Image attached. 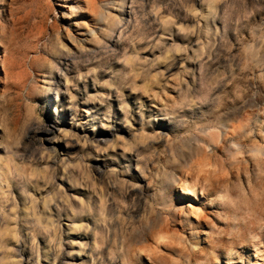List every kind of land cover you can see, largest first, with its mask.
Listing matches in <instances>:
<instances>
[{"label": "clouds", "instance_id": "9594fccd", "mask_svg": "<svg viewBox=\"0 0 264 264\" xmlns=\"http://www.w3.org/2000/svg\"><path fill=\"white\" fill-rule=\"evenodd\" d=\"M84 4L87 33L57 0L27 33L0 18V264H69L60 209L89 218L78 264H264V0ZM48 97L103 107L109 135Z\"/></svg>", "mask_w": 264, "mask_h": 264}, {"label": "rangeland", "instance_id": "374dc122", "mask_svg": "<svg viewBox=\"0 0 264 264\" xmlns=\"http://www.w3.org/2000/svg\"><path fill=\"white\" fill-rule=\"evenodd\" d=\"M31 2L32 0H0V18L7 22L13 34L16 32L27 33L32 31L33 26L31 18L33 15V9L31 7ZM57 2L67 5L66 7H62L61 11L67 13L70 18H63L62 24L68 27L74 34L87 33L86 28L82 26L77 27V24L80 21H86L89 25L95 24L93 16L89 11H78L76 9L77 4H79L81 8H87V5L84 4V0H57ZM43 27V25L39 26L40 29H43ZM80 38L85 39V37ZM85 46L94 47L87 43ZM23 75V72H17L16 78L23 79ZM70 89L71 86L65 81L64 91L69 94V101L72 100ZM102 91L103 90H101V93ZM46 103L48 105L47 119L50 122H56L58 126L69 129L73 132H87L89 135H94L98 138L109 135L107 131L99 128L95 132L92 131V129L97 127L101 121L108 119L103 107H99L96 104H86L84 106L86 111L81 118V109L78 105L69 103L68 107L71 111H66L64 109L56 108V101L53 97H48V102L46 101ZM61 103H63V100ZM119 120L120 114L117 112L114 122H116L119 131L124 133L125 129L119 126ZM80 125H83V127ZM59 147L63 149L64 145H59ZM204 167L206 168L208 165L205 163ZM220 176L227 177L228 173L226 171H221ZM61 183H63V181H61ZM65 194L85 196L87 193L82 188L66 186ZM177 199L183 200L184 197L177 194ZM193 211L195 210L193 209ZM54 213L55 219L59 225L58 235L65 243V260H67L69 264H78L80 260V256L78 255L80 252L79 243L89 239L87 234L81 229L80 225L88 223L89 218L86 216H78L67 209L54 210ZM204 223L210 224L211 220L205 216ZM69 253L71 255H69Z\"/></svg>", "mask_w": 264, "mask_h": 264}, {"label": "bare ground", "instance_id": "6f19581e", "mask_svg": "<svg viewBox=\"0 0 264 264\" xmlns=\"http://www.w3.org/2000/svg\"><path fill=\"white\" fill-rule=\"evenodd\" d=\"M47 102H48V99H47Z\"/></svg>", "mask_w": 264, "mask_h": 264}]
</instances>
